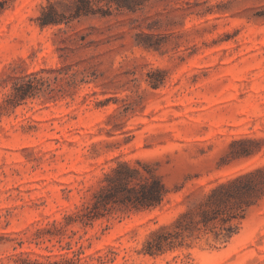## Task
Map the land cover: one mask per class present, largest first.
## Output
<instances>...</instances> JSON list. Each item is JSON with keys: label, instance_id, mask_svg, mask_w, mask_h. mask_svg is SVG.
I'll list each match as a JSON object with an SVG mask.
<instances>
[{"label": "rangeland", "instance_id": "rangeland-1", "mask_svg": "<svg viewBox=\"0 0 264 264\" xmlns=\"http://www.w3.org/2000/svg\"><path fill=\"white\" fill-rule=\"evenodd\" d=\"M46 1L0 0V264H264V195L225 241L201 229L142 249L264 165V0L91 3L108 14L40 28ZM136 159L164 200L99 215L104 173Z\"/></svg>", "mask_w": 264, "mask_h": 264}, {"label": "trees", "instance_id": "trees-1", "mask_svg": "<svg viewBox=\"0 0 264 264\" xmlns=\"http://www.w3.org/2000/svg\"><path fill=\"white\" fill-rule=\"evenodd\" d=\"M117 0H47L40 7L35 20L40 28L57 25L83 14L100 11L92 9L91 3L105 2L109 6ZM73 7L66 15L64 8ZM42 78L35 73L28 76L30 87L41 83ZM167 189L161 177L154 171L151 163L136 159L135 163L118 160L105 172L98 189L94 192L92 207L102 215L101 210L109 206L124 205L135 209L152 208L162 203ZM264 195V165L251 169L218 182L205 194L197 212H181L170 224L160 225L152 230L143 245V251L149 254L163 252L183 244L201 229L212 231L216 238L220 235L227 240L236 229V221L243 217L245 210ZM98 215V214H96Z\"/></svg>", "mask_w": 264, "mask_h": 264}]
</instances>
